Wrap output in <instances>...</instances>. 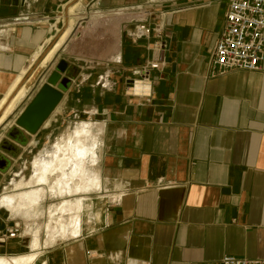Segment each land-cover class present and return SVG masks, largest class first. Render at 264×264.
Returning a JSON list of instances; mask_svg holds the SVG:
<instances>
[{"label":"crops","instance_id":"1","mask_svg":"<svg viewBox=\"0 0 264 264\" xmlns=\"http://www.w3.org/2000/svg\"><path fill=\"white\" fill-rule=\"evenodd\" d=\"M69 1L0 0V102L40 53L58 9ZM103 2L108 8L152 2L156 13H166V67L152 74V97L126 96L124 82L138 77L150 53L146 42L133 44L125 31L111 27L113 44L101 56L113 60L112 87L96 84L105 69L81 83L69 63L63 76L76 82L32 143L20 146L17 164L30 148L34 160L48 161L56 144L73 135L68 130L55 136L73 114L91 133L86 167L95 170L80 193H66L78 198L65 199V213L59 209L60 217H49L52 236L61 223L65 232L64 258L56 264H221L225 255L264 259V60L257 71L215 77L208 71L228 1ZM71 5L67 15L75 24L80 8L76 4L70 13ZM42 56L28 72L34 76L27 79L23 102L57 65L56 54L40 66ZM9 213L0 207V233L10 223ZM38 240L42 252L40 235ZM15 246H1L0 254L13 253Z\"/></svg>","mask_w":264,"mask_h":264},{"label":"built area","instance_id":"2","mask_svg":"<svg viewBox=\"0 0 264 264\" xmlns=\"http://www.w3.org/2000/svg\"><path fill=\"white\" fill-rule=\"evenodd\" d=\"M227 1L225 25L208 62L211 77L225 75L233 70L257 71L261 69L264 60V0ZM70 4H79L80 9L76 11L79 17L73 31L55 53L57 64L65 60L68 65L71 63L76 66L80 72L81 83L89 81L93 72L103 68L105 70L98 74L96 84L103 89L111 88L110 61L113 60L111 57L109 59L102 57L101 54L113 44L111 27L117 31L123 30L133 44L146 42V49L150 53V58L141 66L138 77L124 82V94L128 97H152L154 91L152 74L166 67L165 54L168 48L165 37L166 13H156L151 7L152 2L146 5L108 8L103 0H91L86 4L83 0H70L58 9L55 20L50 25L48 43L42 45L46 44L42 54L66 29L69 20L67 6ZM93 18L96 20L90 24ZM43 19H48V16ZM122 61V57L118 56L116 63L120 64ZM48 75L42 77L32 93L29 92L27 100L33 97ZM69 79L72 84L76 82V78ZM138 85L141 87L139 93L136 90ZM22 234L21 225L14 223L0 233V243L5 244L20 238ZM87 254L90 256L91 251H87ZM221 264H264V259L225 255L221 259Z\"/></svg>","mask_w":264,"mask_h":264},{"label":"bare ground","instance_id":"3","mask_svg":"<svg viewBox=\"0 0 264 264\" xmlns=\"http://www.w3.org/2000/svg\"><path fill=\"white\" fill-rule=\"evenodd\" d=\"M70 7V10L68 11L71 13L73 12L75 6L71 5ZM95 20L96 18H93L90 24L95 22ZM76 23L74 24L72 20H68L64 32L59 35L54 43L50 44L47 52L43 53L42 58H40V66L53 59L57 50L63 45L68 36L73 31ZM47 43L48 40L46 41V44ZM46 44L44 46H46ZM44 46L40 48L41 54L45 48ZM111 46L112 45H110L109 48H111ZM40 53L38 52V54H36L30 60L29 65H27L23 73H21L13 82L7 95L0 102V127L5 123L6 120L16 113L17 109L22 104L23 99L26 97L28 92L26 85L27 79H30V77L33 78L34 74L30 76L28 75L36 64V59ZM136 90L139 93L141 90L140 85L137 86ZM16 134H18V136L20 135L18 132H16ZM90 134V130L86 126L79 128L67 140L56 144L53 152L50 155L51 158L48 161L43 158H36L33 163L36 175H34L29 181L21 180L20 182H17L15 190L4 194L2 203L7 206L11 212L24 210L26 213L30 214L31 217H37L41 213L38 210L40 203L47 196V188H45L46 185L51 187L56 185L59 187L64 183L63 186L67 188L68 194L80 193L82 191V182L88 178L87 176L89 174L93 173L92 169H88L86 167V162L90 153V148L87 145V143L90 142ZM60 163H63L61 167L58 166ZM58 172H60L63 177V181L60 180L59 185L54 182L52 183L54 177H56L55 175ZM78 179H81L82 181H77ZM93 179L95 180L94 183H97V178ZM72 184L76 185L73 187ZM55 193L57 194V192ZM65 204H69V201H64L60 205V211H63L62 213H65ZM51 213L53 214V209L51 210L50 214ZM49 228L51 229V227ZM62 231H64V228H62ZM73 233L77 235L78 231L75 229ZM33 235H36V241H34L33 244V248L35 249L39 245V230L36 229L33 232ZM61 235L65 236V232H62ZM23 259L24 256L19 257L18 260ZM3 263L9 264L6 258H3Z\"/></svg>","mask_w":264,"mask_h":264},{"label":"rangeland","instance_id":"4","mask_svg":"<svg viewBox=\"0 0 264 264\" xmlns=\"http://www.w3.org/2000/svg\"><path fill=\"white\" fill-rule=\"evenodd\" d=\"M74 11L75 10H73V13ZM77 18L78 17H76V20ZM29 101L30 100L25 99L24 102L17 109L16 113L12 115L8 120H6L5 123L0 127V144L4 140H8L12 144H14L15 146L21 149L20 146L23 147L25 146V144L27 146L29 142L32 143L33 135L25 134L26 138H25L24 144L20 143L19 141L9 136V133L12 131V128L14 127V126L13 127H10V126L13 125L15 116L24 109L25 105ZM74 116L75 114H73V116L70 117L71 120L68 119V121L65 124L59 125L57 127L55 136H57L60 133L62 134V133L68 132V130H69L68 135L73 134L76 131V129H79L77 127L80 126V128H82V124H81L82 121L81 120L77 121L75 118H72ZM68 135L64 136L63 138L67 137ZM91 140L94 141V139H91ZM87 145L89 146L90 143H87ZM0 154H2L8 160V163H9L6 170H0V207H2L4 205L2 203L4 194L15 190L17 181L22 180V179L29 181L34 175H36V173L33 167V163L35 161L33 158L35 151H33L31 148L27 150V152H25L23 160L20 161L18 164H17V161H18L17 159L19 155L15 156L14 154H9V153L2 151L1 149H0ZM62 165L63 163H60L58 166L61 167ZM18 168L20 169V171H18ZM90 169L95 170L93 169V167H90ZM55 176L56 177H54L52 183L54 182L59 185V181L60 180L63 181L62 174L58 172ZM2 181H4L3 182L4 184L1 183ZM77 181H82V180L78 179ZM86 181L87 179H85V182ZM63 185L64 183L61 186H59L60 188L57 187L56 185L50 188H49V185L47 186V193H48L47 197L49 198L42 201L38 208V210L40 209L39 212H44L46 216L41 217L40 219L38 217L37 218L31 217L30 214L26 212L25 214L23 213L15 214L14 212L10 211L9 213L10 223L9 225L6 226V228L11 226L12 224L14 225V223L20 224L23 234L20 238L14 239V241H8L5 244L0 243V247L13 244V245H16L15 249H17L13 253L10 252L9 255L0 254V264H5L3 263V258H6L9 264H56L57 262H60L61 260H63L64 247H65V242H66V239H62L61 237L63 223H61L62 224L61 226L58 225V228H57L58 230H56L57 233L56 234L54 233V235L52 236L51 231L49 232V227H50L49 217L55 218L57 216L58 217L61 216L59 215L60 213L59 209L61 207L60 205L65 201L66 198H69V199L78 198V196H75V197L66 196L67 189ZM55 192H57V194ZM50 193H52V196H49ZM96 194L97 192L95 193V195ZM95 195L94 194L89 195L91 199L89 203L93 202L92 198H94ZM52 208H53V214L52 213L50 214V211L52 210ZM56 211L58 212L57 215L55 213ZM70 221H73V220H71L68 217V221L66 223V229L69 228L71 231L72 228L70 226L71 224ZM36 229L39 230L40 241L42 243V249H41L42 252L39 251L41 244H39L38 247H36L35 249L33 248V244L35 240L33 239L34 238L33 232ZM53 232H55V230ZM1 256H5V257H1ZM22 256H24V259L18 260L19 257H22Z\"/></svg>","mask_w":264,"mask_h":264},{"label":"water","instance_id":"5","mask_svg":"<svg viewBox=\"0 0 264 264\" xmlns=\"http://www.w3.org/2000/svg\"><path fill=\"white\" fill-rule=\"evenodd\" d=\"M68 64L61 60L55 69L48 75L46 81L35 92L24 109L15 116L12 131L9 136L25 143L24 135H35L44 126L45 122L51 117L57 107L61 104L67 93L71 80L63 76L67 71ZM18 132L20 135L16 134ZM0 149L6 153L18 156L21 149L8 140L0 144ZM8 160L0 154V170H6Z\"/></svg>","mask_w":264,"mask_h":264},{"label":"flooded vegetation","instance_id":"6","mask_svg":"<svg viewBox=\"0 0 264 264\" xmlns=\"http://www.w3.org/2000/svg\"><path fill=\"white\" fill-rule=\"evenodd\" d=\"M66 77V76H65ZM69 90V89H68Z\"/></svg>","mask_w":264,"mask_h":264}]
</instances>
